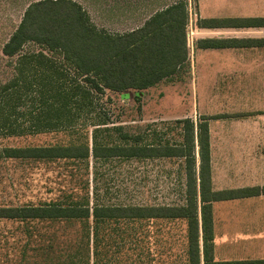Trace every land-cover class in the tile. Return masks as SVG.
I'll return each instance as SVG.
<instances>
[{"label": "crops", "instance_id": "1", "mask_svg": "<svg viewBox=\"0 0 264 264\" xmlns=\"http://www.w3.org/2000/svg\"><path fill=\"white\" fill-rule=\"evenodd\" d=\"M180 1L182 0H106L102 3L106 7L99 11L100 16L104 21L114 23L113 25L125 20L129 26L126 24L127 28L124 31H112L107 27H99L87 8L80 1L78 2L87 10L91 20L99 28H104L111 33H124L144 27L147 22L153 20L157 12ZM185 1L188 2L189 10L186 25L188 58L185 63L176 67L183 69L181 73H175L171 78H163L140 91L138 100L144 102L142 122L150 123H143L138 127L139 130L133 131L127 125L102 120L101 113L95 112V116L100 120L92 124V129L88 128L89 130L85 131L82 126L79 127L86 136L85 144L89 149L88 157L76 161L68 158L39 161L33 157L7 156L5 153V148L67 146L72 137L67 133H65L68 135L66 141L43 145L0 146V162L22 160L49 165L62 161L64 165L60 172L61 175L57 174L56 184L60 186L56 192H53L54 195H50V192L55 181L46 179L42 183V187L48 193L44 197L45 199L18 204L4 201L0 202V208H37L54 203L64 208V205H69L71 198L83 200L84 203L87 202L85 205L89 207L91 213L88 222L89 246H93L95 249L96 246L104 245V243L100 244L101 239L108 240L110 252L106 260L115 263L187 264L190 246L189 227L188 220L182 216V208L187 205L191 180L190 167L193 169V176H195L201 264H204L201 193L204 191V195L208 199L211 192L264 186V112H244L243 114L237 112L239 114L236 115V112L212 114L206 111H197V91L195 93L194 88L197 60L200 65V60H202V70L211 71V73L204 74L203 85L205 86L202 91L203 97L207 96V101H210L217 91L206 87L217 85V80L220 77L230 79L231 77L223 71L229 72V70L238 68L240 64H244V60L240 59L241 53L248 49L264 48V46H199L201 39L250 36L236 34L242 27L203 26L201 23L203 19L227 18V16L214 14L216 9L212 10L211 14H202L203 0H195L197 17L194 21L190 15L192 0ZM107 90L109 89H105L104 92ZM120 93L121 97L125 99H130L133 96L136 98V95L139 94L134 90ZM219 93L227 94L228 92L220 90ZM152 101H157V107L152 105ZM146 102L150 104V108L147 110L145 109ZM187 119L194 126L193 144H188L185 140V121ZM157 120L160 121L157 122ZM204 120L208 124L209 136V173L205 172L204 176L208 177L210 188L205 186L201 191L203 175H201L202 160L198 140V124ZM29 134L38 133H35V130L31 128ZM116 164L118 167L125 168L124 173H122L123 170L117 174L110 173L109 168ZM116 181L126 184L124 194H129L131 200L128 201L126 197V201H123L120 197H116L117 191L113 185ZM209 203L211 205L215 260L228 261L219 258L217 254L225 253L226 247L229 246H247L241 241L243 239L250 241L248 245L264 246V193L211 200ZM135 206L141 207L140 217L133 216ZM102 208L112 209L110 212L115 216H103L99 215L101 214L99 212L93 214L95 209ZM123 208H125V216L117 214L122 212ZM227 211L231 212V218L225 217ZM242 211L247 214L244 219L239 216ZM0 220L19 221L24 226L21 228L19 224V227L25 231L28 239L34 242L35 255H32L33 259H31V254L26 251L23 252L25 257L19 261L20 263L12 264H45L68 261L70 254L65 258L64 253L61 256L59 254L55 256V247L68 245L75 247V243L78 244L80 239L74 237L72 233L83 227V224L86 228V223L82 221L73 222L71 225L67 218L38 217L33 214L30 216H1ZM244 231H249V233L244 235L242 233ZM183 245L184 257L182 254ZM29 254L30 260L26 258ZM55 257L60 258L55 259Z\"/></svg>", "mask_w": 264, "mask_h": 264}, {"label": "trees", "instance_id": "2", "mask_svg": "<svg viewBox=\"0 0 264 264\" xmlns=\"http://www.w3.org/2000/svg\"><path fill=\"white\" fill-rule=\"evenodd\" d=\"M187 4L188 2L182 0L157 12L153 20L147 22L144 27L130 32L111 33L104 28H99L91 20L87 10L77 0H36L28 6L19 26L4 44L3 53L12 56L27 41L45 45L47 49L61 54L85 80L92 82L97 91L103 92L105 89L117 92L134 90L139 93L136 95V98L139 99L142 89L154 85L163 78H171L175 73L179 74L183 70L176 67L183 62L185 63L188 58L186 25L189 12ZM201 23L203 26L264 27V16L210 18L203 19ZM199 46L262 47L264 46V37L201 39ZM43 59L46 60V63L53 64L49 58L43 57ZM47 85L53 88V84ZM64 87L65 91L61 93L67 97L70 91H67L69 90L68 85L64 84ZM49 94L58 97V95L53 94V89L49 90ZM48 102L50 101L46 97L43 105L45 106ZM42 108L44 107L40 106L32 112L35 129L32 128L31 124L22 132L25 133L26 129L31 128L35 130V133L64 132L72 136L69 139V145L5 148L6 155L33 157L39 161L61 158L76 161L88 157L89 149L85 144L86 136L81 129L75 126L65 128L59 126L66 124L70 119L69 115L63 114L62 111L53 114L52 110H46L43 113L40 112ZM62 108L65 107L63 105L58 106V109ZM78 117L72 116L69 122ZM54 125L58 126L53 129ZM193 127V124L187 119L185 121V140L188 144L194 142ZM198 140L202 160V191L205 186L210 188V181L208 177L204 176L205 172L209 173V136L208 124L205 120L198 124ZM189 172L191 180L187 205L182 208V216L188 220L189 227L190 246L187 264H201L196 183L193 169L190 167ZM260 193H264V186L211 192L208 199H206L204 191L201 193L204 264H264V259L228 261L214 259L211 205L209 203L211 200L253 196ZM85 204L87 205V202L84 203L83 200L71 198L69 205H64V208H61V205L57 203L37 208H0V217L30 216L33 214V216L38 217L67 218L71 225L76 221L86 223V228L83 224V227L72 233L74 237L80 239V242L75 243L76 252L70 255L69 260L63 263L47 262L45 264H91L89 257L90 230L88 226L91 213ZM110 210L112 209H95L93 214L99 212L101 213L99 215L115 216ZM117 214L125 216V208ZM133 216H141L140 206L134 207ZM107 241L101 239L100 244L104 243V245L95 247L94 252L99 257L95 259V264H141L115 263L106 260V258L101 261L104 256L109 257L110 248Z\"/></svg>", "mask_w": 264, "mask_h": 264}, {"label": "rangeland", "instance_id": "3", "mask_svg": "<svg viewBox=\"0 0 264 264\" xmlns=\"http://www.w3.org/2000/svg\"><path fill=\"white\" fill-rule=\"evenodd\" d=\"M34 1L36 0H0V146L43 145L66 141L68 135L62 132L48 131L35 135L29 134L27 129L26 134L22 132L30 124L35 129L32 112L40 106L44 107L40 111L43 113L46 110H52L53 114L62 111L63 114L69 115L70 119L72 116H79L71 122L69 119L66 124L59 125L64 128L82 126L86 131L92 127V124L100 120L95 116V112L101 113L102 120L127 125L133 131L139 130L138 127L143 123H150L148 121L142 122L144 102L134 96L130 99L122 98L120 92L113 90L97 91L92 82L85 80L61 54L47 49L45 45L27 41L16 54L9 56L3 53L4 44L17 29L28 6ZM78 1L87 8L99 27H107L112 31L126 30L127 23L125 20L113 25L114 23L102 19L99 11L106 7L102 5L106 0ZM194 2L195 0H192L190 5V15L195 21L197 13ZM214 9L217 10L214 14L227 17L264 16V0H217L214 2L203 0L201 4L202 14H211ZM127 25L129 26V24ZM237 33L250 37H263L264 27L241 28ZM43 57L49 58L53 64L46 63ZM240 59L244 60V64H240L238 68L229 70V72L223 71L231 77L230 79L220 77L217 80V85L206 87L212 91H217L210 101H207V96L203 97L202 91L205 86L203 85L204 74L211 73V71L202 70V60H200L201 65L197 60L194 86L195 93L197 91V111H206L212 114L264 112V48L248 49L240 54ZM47 84H53V88ZM64 84L68 85L69 90L67 91H70L67 97L61 93L65 91ZM50 89H53V94L58 95V97L50 96ZM220 90L228 93L221 94L219 93ZM46 97L50 102L44 106ZM148 103L146 102V110L150 108ZM60 105L65 108L58 109ZM152 105L157 107V101H152ZM159 121L157 120V122ZM56 126L58 125H54L53 129ZM18 132L19 135H17ZM63 168L62 161L49 165L22 160L0 162V202L18 204L45 199L44 197L48 193L42 187V183L46 179L55 181L50 192V195H54L53 192H56L60 186L56 184L57 174L61 175L60 172ZM124 169L118 167L117 164L109 168L111 174L120 173L121 170L124 173ZM113 185L117 191L116 197H120L123 201H126V197L128 201L131 200L129 194H124L126 188L124 182L116 181ZM133 196L135 197V194ZM239 216L244 219L247 214L242 211ZM225 217L231 218V212L227 211ZM19 224L21 228L24 227L19 221L6 222L0 220V264L20 263L19 261L25 257L23 252L26 251L31 254V257L35 255L34 242L28 239L27 234L19 227ZM242 233L247 235L249 231ZM183 240L185 241L184 237ZM241 241L247 246H229L226 247L225 253H216L217 256L227 260L264 258V246L248 245L250 241L246 239ZM74 252H76V248L69 245L55 247V256L58 254L61 256L64 253L65 258L68 257V254L73 255ZM30 254L26 256L28 260H30ZM182 254L184 257V245L182 246ZM96 255L94 247H90L91 264H95L94 259L99 258ZM59 258L55 257V259ZM105 258L106 256L101 261Z\"/></svg>", "mask_w": 264, "mask_h": 264}]
</instances>
